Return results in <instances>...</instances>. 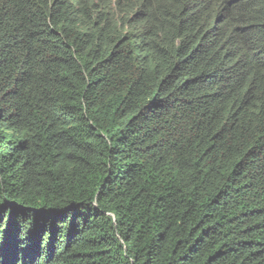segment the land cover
<instances>
[{
    "label": "trees",
    "instance_id": "trees-1",
    "mask_svg": "<svg viewBox=\"0 0 264 264\" xmlns=\"http://www.w3.org/2000/svg\"><path fill=\"white\" fill-rule=\"evenodd\" d=\"M0 264H264V0H0Z\"/></svg>",
    "mask_w": 264,
    "mask_h": 264
},
{
    "label": "rangeland",
    "instance_id": "rangeland-1",
    "mask_svg": "<svg viewBox=\"0 0 264 264\" xmlns=\"http://www.w3.org/2000/svg\"><path fill=\"white\" fill-rule=\"evenodd\" d=\"M151 95V94H150Z\"/></svg>",
    "mask_w": 264,
    "mask_h": 264
}]
</instances>
